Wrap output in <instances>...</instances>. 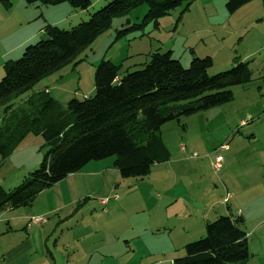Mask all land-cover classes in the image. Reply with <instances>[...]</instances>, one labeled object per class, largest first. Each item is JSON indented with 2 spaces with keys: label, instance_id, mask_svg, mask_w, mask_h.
Wrapping results in <instances>:
<instances>
[{
  "label": "rangeland",
  "instance_id": "obj_1",
  "mask_svg": "<svg viewBox=\"0 0 264 264\" xmlns=\"http://www.w3.org/2000/svg\"><path fill=\"white\" fill-rule=\"evenodd\" d=\"M112 1L91 0L87 10L74 9L67 3L28 6L25 0H9V6L0 4V82L5 62L19 60L27 47L42 40L43 33L21 47L41 25L71 30L89 21ZM226 3L227 0H215L208 8L196 1L189 8L180 7L161 18L158 27L151 23L117 39V32L124 29L128 20L132 25L142 22L148 12V6L142 5L127 18H115L111 29L75 62L45 78L17 102L23 105L39 85L40 91L56 88L47 81L57 77L65 90L53 91L54 97L50 96L67 111L71 100L94 96L95 72L103 60L119 67L123 77L144 69L154 53L172 52L173 58L181 63L194 57H210L213 66L209 76L231 70L234 59L239 58L250 63L253 73L251 83L233 89L231 102L164 125L161 134L170 160L156 164L147 178L122 179L117 170L90 176L92 170L101 172L104 166H112L113 158L92 162L43 191L31 206L22 208L31 209L35 203L37 207L54 203L62 207L50 215H34L29 225L38 229L34 228L32 233L27 226L22 231L27 234L25 238L32 235L37 243L40 253L34 257V264H164L172 258H182L187 244L206 236L208 223L229 216L227 206H231L234 217H239L234 202L224 203L225 183L242 171H249L257 178L250 189L254 196L259 195L255 203L261 211L264 5L262 0H254L229 14ZM204 9L209 10L205 13ZM254 52L257 54L252 55ZM182 65L188 68L190 63ZM4 116L1 104L0 126ZM23 146L24 150L20 151ZM222 147L225 149L220 151ZM47 151L41 136L28 135L9 157L4 159L0 155V187L7 191L17 188L25 177L40 168ZM219 155L226 162L215 172L212 162ZM32 218L45 222L32 225ZM261 220L264 211L252 213V218L244 221L243 231L248 235L251 255L248 264H264V221ZM45 226L48 228L42 235L38 231ZM175 243L182 244L183 249L176 248L173 257L170 244Z\"/></svg>",
  "mask_w": 264,
  "mask_h": 264
},
{
  "label": "trees",
  "instance_id": "obj_2",
  "mask_svg": "<svg viewBox=\"0 0 264 264\" xmlns=\"http://www.w3.org/2000/svg\"><path fill=\"white\" fill-rule=\"evenodd\" d=\"M196 1L113 0L71 30L46 24L39 43L27 47L19 60L5 62L0 82V105L5 114L0 126V155L9 157L28 135L41 136L48 151L40 168L17 188L7 191L0 187V214L31 206L43 191L92 162L113 158V167L122 179L147 178L156 164L170 160L161 134L164 125L227 104L233 100L234 88L251 83L250 63L239 58L234 59L231 70L209 76L210 57H194L185 68L172 52L154 53L144 69L123 77L119 67L103 60L96 68L94 96L71 100L67 111L46 92L32 94L18 105L41 81L91 48L111 29L115 18H127L132 10L148 6L140 24L128 20L117 32V39H122L151 23L158 27L161 18ZM252 1L227 0L226 9L234 14ZM25 2L28 6L67 3L79 10L91 6V0ZM0 4L10 5L9 0H0ZM227 209L229 216L208 223L206 236L184 247V257L164 264H248L251 255L244 219Z\"/></svg>",
  "mask_w": 264,
  "mask_h": 264
},
{
  "label": "crops",
  "instance_id": "obj_3",
  "mask_svg": "<svg viewBox=\"0 0 264 264\" xmlns=\"http://www.w3.org/2000/svg\"><path fill=\"white\" fill-rule=\"evenodd\" d=\"M214 1L215 0H198L199 3L204 5V7L207 6L208 8L212 6ZM208 10L204 9V12L206 13V11ZM44 27H42L41 25L39 30L34 35H32L27 41L21 44V47L23 46V44L24 45L28 44L29 42H32L34 39L40 36V34L43 33ZM255 54L257 53L254 52L252 55H255ZM190 61L191 60L187 59L185 60V62H182V63L185 65H188ZM63 78L64 76L61 77V79ZM56 79L57 77H54L53 81H47L49 82L50 85L54 84L55 85L54 87L56 88L52 90L46 88L45 90L40 91L39 88L41 85H39L37 87V92L35 93L46 92L54 97L53 91H56V90L59 91V89H61L60 86H62L61 83L58 82ZM61 90L64 91L65 89H61ZM90 93L91 92H89V94ZM24 148L25 147L23 146V148L19 150L20 151L24 150ZM224 162H226V160H224ZM108 171H116V169L113 167V164L112 166H107V167L104 166L101 172L92 170L89 175L90 176L96 175L98 177L101 174H105V172H108ZM233 172L234 171H232V173ZM232 173H230V175ZM235 175L230 181L225 183V188H226L225 191L227 192L226 194H229L231 196L229 204L230 202H234L235 207L239 209L238 215L241 216L244 219V221H249L252 218V213H261V211L262 212L264 211V204H263L261 211L257 210L255 201L259 198V195L257 196L255 194L254 196V194L251 193V189H250L252 182L255 181L257 183L256 181L257 178L254 179V176H252V174L249 171H246V172L242 171L241 173H238L237 178L235 177ZM232 183L236 185H233ZM236 199H239L238 202H236ZM37 204L38 203H35V205L31 207V209L19 208L15 210H9V211H6L0 214V264H34L33 263L34 257H37L38 254L40 253L38 250L37 243L32 238V235L30 236L28 235V237L25 238L27 234L25 235V233L23 232L25 231V229H27V226H29L28 230H30L32 233L34 232V230L38 229V227H30L31 225H29L31 217H33L34 215H37V216L50 215L51 213L59 211L62 208L60 206H56L55 203L47 207H37ZM67 207H69V205ZM261 221H264V220H261ZM49 225L50 223L47 224V226ZM47 228L45 226V228L42 229V231H38V232L44 235ZM178 245L182 246V244H177V245L176 243L170 244V246L172 247L171 255L173 257H174V253L177 251L175 250L176 248L183 249V246L180 247ZM172 261H173V258L170 260V262Z\"/></svg>",
  "mask_w": 264,
  "mask_h": 264
},
{
  "label": "built area",
  "instance_id": "obj_4",
  "mask_svg": "<svg viewBox=\"0 0 264 264\" xmlns=\"http://www.w3.org/2000/svg\"><path fill=\"white\" fill-rule=\"evenodd\" d=\"M263 21H264V18H263ZM182 149L184 150L185 149V146L182 147ZM225 148L222 147L220 149V151L224 150ZM197 157V155H195ZM223 162H224V159L222 156H217L216 159L212 162V166H213V169L215 172H219L220 169L222 168V165H223ZM231 196L229 194L226 195L225 199H224V203H228V201L230 200ZM103 203V201H102ZM105 203V202H104ZM103 203V204H104ZM45 220L44 219H40V218H32V224L34 225H39V224H42L44 223Z\"/></svg>",
  "mask_w": 264,
  "mask_h": 264
}]
</instances>
